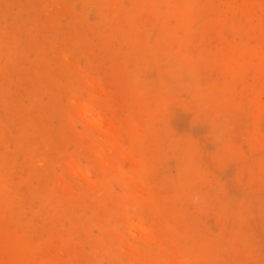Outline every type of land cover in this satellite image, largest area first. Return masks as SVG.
I'll return each instance as SVG.
<instances>
[{
	"label": "rangeland",
	"instance_id": "1",
	"mask_svg": "<svg viewBox=\"0 0 264 264\" xmlns=\"http://www.w3.org/2000/svg\"><path fill=\"white\" fill-rule=\"evenodd\" d=\"M0 264H264V0H0Z\"/></svg>",
	"mask_w": 264,
	"mask_h": 264
}]
</instances>
